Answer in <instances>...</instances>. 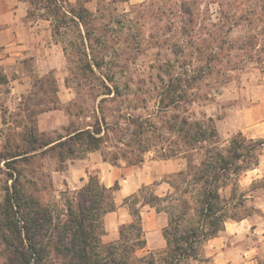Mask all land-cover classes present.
<instances>
[{
  "label": "rangeland",
  "instance_id": "obj_1",
  "mask_svg": "<svg viewBox=\"0 0 264 264\" xmlns=\"http://www.w3.org/2000/svg\"><path fill=\"white\" fill-rule=\"evenodd\" d=\"M86 1L95 15L90 38L83 37L84 28L72 23L69 13L67 24L55 35L65 50L66 82L75 96L67 106L69 123L48 135L55 138L74 127L95 123L103 114L101 106L109 122L101 153L134 167L173 160L180 170L186 168L187 159L180 152L168 157L171 150L179 149L175 143L179 138L170 125L180 124L184 117L213 126L221 146H228L238 132L247 138H264V0ZM38 5L31 19L46 17V9ZM55 89L51 86L46 98H55ZM30 107L38 110L41 106ZM36 115H30L26 124L32 125ZM15 117L6 114L13 123L0 129V152L18 144L27 146ZM7 140L9 148L5 147ZM260 163L261 171L256 167L241 175L237 191L238 198L246 194L237 217L257 222L247 237H254L259 247L248 255L240 248L229 251L220 263L209 255V262L190 260L189 264H264V239L260 237L264 234V149ZM60 165L54 152L15 164L32 180L28 182L32 191L57 213L66 212V198L78 190L58 171ZM4 170L0 158V199L8 181ZM175 175L169 173L165 179L179 182ZM154 191L152 185L141 188L125 201L139 207ZM223 194L229 196L230 188ZM160 207L169 220L170 203L164 201ZM231 220L235 219L227 221ZM151 236L159 240V234ZM242 239L237 237L234 242L239 244ZM207 242L201 246L202 256H207ZM166 247L150 250L145 246L137 254L158 255Z\"/></svg>",
  "mask_w": 264,
  "mask_h": 264
},
{
  "label": "trees",
  "instance_id": "obj_2",
  "mask_svg": "<svg viewBox=\"0 0 264 264\" xmlns=\"http://www.w3.org/2000/svg\"><path fill=\"white\" fill-rule=\"evenodd\" d=\"M30 15L39 4L46 9V17L52 20L54 35L60 26L70 21L84 28L83 37L88 40L95 21L94 12L86 0H27ZM46 1V4H43ZM68 5V9L65 6ZM38 5V7H39ZM98 66L100 64L95 63ZM112 80V79H111ZM118 89V84L115 85ZM107 93H111L107 92ZM178 101V100H173ZM74 102V101H73ZM72 102V103H73ZM28 110V117L36 111ZM101 116L95 123L74 127L68 134L52 138L40 132L35 124L25 125L22 142L0 152L7 174L4 194L0 199V264H189L190 260L209 262L202 256L201 246L225 229L228 219L241 220L237 208L242 206L246 194L238 198L239 180L242 174L260 164L264 138H247L242 132L233 135L228 146H221L217 130L199 120L181 119L171 130L179 138L178 150H171L168 157L184 154L186 168L176 173L179 182H171L173 189L165 196L154 192L142 203L155 206L170 203L169 220L164 228L167 247L161 254L139 256L137 251L146 246L143 219L137 203L131 207L133 220L120 228L119 239L104 243V216L116 208L115 191L118 183L107 187L97 173L66 198V212H56L43 202L29 187L32 181L23 175L15 164L30 162L37 154L54 152L61 165L67 166L71 158L82 157L88 151L100 150L108 136L109 122L100 106ZM104 159L119 164L117 158ZM143 161V160H140ZM24 176V177H23ZM11 180V183H9ZM149 186H143L147 188ZM230 188V195L223 194ZM238 199V200H237Z\"/></svg>",
  "mask_w": 264,
  "mask_h": 264
},
{
  "label": "crops",
  "instance_id": "obj_3",
  "mask_svg": "<svg viewBox=\"0 0 264 264\" xmlns=\"http://www.w3.org/2000/svg\"><path fill=\"white\" fill-rule=\"evenodd\" d=\"M66 76L65 50L55 40L52 20L47 17L31 19L27 0H0V129L13 123L5 118L7 113L16 116L19 119L16 128L23 129L28 122L27 108L34 110L30 106L35 104L41 106L34 110L37 114L35 124L40 132L49 134L65 127L69 123L67 106L74 101L75 96L67 85ZM53 85L56 87L55 98L48 99L46 96ZM38 96H42L40 100L36 98ZM34 99L38 102L33 103ZM68 161L62 172L74 189L81 188L92 173H97L107 187L118 183L115 191L116 208L104 216L106 231L102 239L107 243L119 239L121 226L133 220L131 207L125 199L143 186L150 185L154 187L155 194L165 196L173 189L165 176L180 171L173 160H167L166 163L144 162L136 167L124 163L113 164L105 160L99 150L88 151L85 156ZM260 165L262 163L257 169L261 171ZM142 202L139 209L146 234V247L152 250L167 245L163 231L168 224V217L155 206ZM256 223L251 217L226 221L225 229L205 245V254L208 257L215 255L217 263L229 251L232 253L239 248L248 255L259 247L254 244V237H247V232ZM151 234H159V240L153 241ZM237 237H245L243 239L248 241L242 239L237 244L234 242ZM260 237L264 239V234H260Z\"/></svg>",
  "mask_w": 264,
  "mask_h": 264
}]
</instances>
